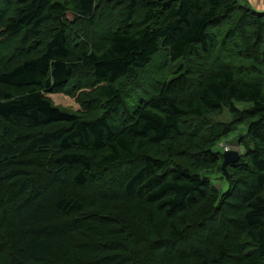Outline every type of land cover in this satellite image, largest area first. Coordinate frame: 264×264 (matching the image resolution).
Here are the masks:
<instances>
[{
  "label": "trees",
  "instance_id": "trees-1",
  "mask_svg": "<svg viewBox=\"0 0 264 264\" xmlns=\"http://www.w3.org/2000/svg\"><path fill=\"white\" fill-rule=\"evenodd\" d=\"M16 1L0 0V264H264V12ZM219 52L236 65L210 68ZM84 88L82 112L47 96ZM240 122L221 192L213 147Z\"/></svg>",
  "mask_w": 264,
  "mask_h": 264
},
{
  "label": "rangeland",
  "instance_id": "rangeland-1",
  "mask_svg": "<svg viewBox=\"0 0 264 264\" xmlns=\"http://www.w3.org/2000/svg\"><path fill=\"white\" fill-rule=\"evenodd\" d=\"M5 1H8L9 3L7 4V6L5 5ZM1 4L2 6H6V8L8 9V11H12L13 9L16 8V4L17 1L16 0H1ZM104 8L98 10L99 15L103 12ZM97 12V13H98ZM99 23V17L96 14L95 16V24ZM93 25H89L87 24L84 20H72V22H68L67 23V30L68 32L72 33L73 29H78L84 31L83 33L86 34V32L88 31L89 36L94 32V29H92ZM50 28V24H47L44 28H43V32L44 34H46L49 31ZM95 33V32H94ZM213 53V52H211ZM214 56H218L219 58V62H227L229 60L224 59V55L222 53H215L213 54V57L210 56V60H209V67H214L216 64L214 63ZM244 60L240 59V63H247L249 61V58H247L245 56V58L243 57ZM229 63L232 66H235L236 63H232V61H229ZM237 63L239 64V61H237ZM168 67L170 68L169 70H171L173 67L171 65H168ZM238 75V79L240 80H244L242 78L241 75ZM243 75V74H242ZM146 85L149 86V83H142V82H138L135 83L133 86H131L130 90L131 93L133 95L136 94H143V91L146 89ZM91 91V89H82L80 91H78L77 93H75L74 95H69L66 93H53V94H47V96L52 100V102L59 107L64 108L65 110L71 111V112H82L83 109V102H85V100L83 101V97L84 94L86 93H91L89 92ZM239 107H242L245 109L247 106L245 105H241L238 104ZM216 122L225 124V123H231L232 122V118L231 116L227 113V111L224 112V114H222L220 117H217L215 119ZM233 131L227 135H225L223 138H220L214 145L213 150L217 153H220L221 155V159L222 161L219 162L218 168H221V164L223 162V158H222V154L225 151H237L238 153H241V146L244 143V138H245V125L244 122H240V123H236L233 127H232ZM209 179L211 180V183L217 187L221 192H224L228 185L225 182V179L223 178L224 176L222 175V173H219L218 171H214L213 173H211L210 175H208Z\"/></svg>",
  "mask_w": 264,
  "mask_h": 264
},
{
  "label": "water",
  "instance_id": "water-1",
  "mask_svg": "<svg viewBox=\"0 0 264 264\" xmlns=\"http://www.w3.org/2000/svg\"><path fill=\"white\" fill-rule=\"evenodd\" d=\"M239 153L237 151H225L222 154L223 162L221 164L222 175L228 178L226 167L229 164H233L239 160Z\"/></svg>",
  "mask_w": 264,
  "mask_h": 264
},
{
  "label": "crops",
  "instance_id": "crops-1",
  "mask_svg": "<svg viewBox=\"0 0 264 264\" xmlns=\"http://www.w3.org/2000/svg\"><path fill=\"white\" fill-rule=\"evenodd\" d=\"M240 2L258 13L264 12V0H240Z\"/></svg>",
  "mask_w": 264,
  "mask_h": 264
}]
</instances>
